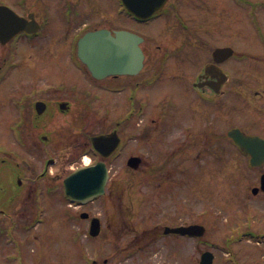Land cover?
Returning a JSON list of instances; mask_svg holds the SVG:
<instances>
[{
	"label": "rangeland",
	"instance_id": "374dc122",
	"mask_svg": "<svg viewBox=\"0 0 264 264\" xmlns=\"http://www.w3.org/2000/svg\"><path fill=\"white\" fill-rule=\"evenodd\" d=\"M41 1L50 4L58 12L54 10L46 12V15L50 16L49 25L46 27L49 37L38 49H34V59L25 61L22 54L16 55L23 66L12 71L17 73V79L13 78L14 85H10L9 90L14 87L19 91L30 92L32 84L40 82L42 77L45 80H41V85L50 84L54 90L46 92L44 96L41 95V98L48 99L50 93H55L54 98L68 102L70 108L68 112H59L58 107H55V118L49 132L53 142L44 144L40 140L36 141V145L43 150L42 155H44L39 159L38 168H40L37 175L43 171L45 165L47 153H44V148L52 152L56 161L50 169L48 178L41 181L44 189L40 193L42 211H39V214L41 213V217L44 218L43 222L35 223L31 233L25 230L27 224L34 222L38 215L30 204L26 207L27 218L22 223L8 225L9 220L0 217L1 232L3 227L16 233L21 231V238L28 244L29 239L33 240V235L50 233L48 238L43 237L22 249L20 254H23V264H55L66 259L67 264H91V262H82L86 253L85 248L88 253L86 255H90L88 257L91 260L98 259L99 256L100 263L108 259L110 264H117L119 258L114 256L115 251L129 247L133 243V236L123 239L106 237L103 240V247H99L95 241L81 242L75 231L80 226H85L86 222L79 220L78 208L71 207L72 217L77 216L78 222L73 219L70 225L66 217L65 198L61 196L60 190L53 187L61 183L67 174L84 165L85 161L79 158L80 154L85 156L82 151L87 147V142L83 143V141H90L92 136L99 133L113 132L119 122L121 133L128 137L121 154L107 160L111 179L116 180V183L124 182L122 189L127 202L126 209L131 207L134 210L133 213L125 214V220L138 231L149 227L148 234L153 231L150 237L148 235V239L152 242L146 251L136 254L130 260L125 256L119 264H199L201 255L207 250L214 252L216 256L214 264H229L225 260L230 255L229 248L234 250L238 264H264V197L259 196L257 200L249 192L251 187L259 182L258 172L247 166L244 157L230 142L226 153L220 151L219 135H222L220 133L222 125L219 122L220 119L227 120L226 113L221 112L220 107L216 109L217 127L213 134L208 132L209 124H205L200 130L198 135L202 138L201 150L209 154L195 155L197 163L189 162L191 157H187L188 166L181 164L182 158L172 155L185 146L179 138L181 130L166 128L163 122L160 123L159 117L162 99L171 97L177 114L191 119V113L182 111V108L188 109L192 105L191 96L184 88L187 81H180L175 77V73L190 71L184 74V78L188 76L186 79L192 80L194 70L197 66L201 69L203 63L209 60L210 50L213 47L232 44L237 50L249 52V58H245L243 63L238 66L231 64V72L235 76L245 73L246 82L242 87H246L250 101L256 107L253 110L249 109L240 97L230 96L228 100L231 101L233 98V103L236 105L232 109V123L252 125L255 130L262 129L264 119L262 120L258 113H264V79L262 78L264 77V42L259 41L254 24L262 25L264 32V0H171L166 16L155 17L147 23L128 17L123 13L122 7L119 11L118 0H84L76 5L84 15L77 17L70 26H67L61 17V11L66 8L65 0ZM0 2L20 12L23 8L31 11L39 9L35 0H29L24 6L20 3L21 0H0ZM91 4L95 7L87 8ZM184 25L188 26L189 30ZM96 27L110 29L125 27L147 37L146 71L135 79L126 81L107 79L96 83L94 87L95 82L89 74L76 70L70 63V55L72 57L74 54V40L85 31ZM185 29L188 30L187 38H185ZM209 30L213 33L210 34L211 38L206 34ZM205 35L207 38L204 37ZM186 39L189 41V46L185 49L179 48ZM21 50L23 51V47ZM31 51L30 45L25 44V56ZM165 54L166 57H170L167 67L163 64ZM162 64L165 70L160 68ZM251 73L254 74L248 78ZM155 74L160 80L155 86L147 87L145 79ZM135 82H143L146 85L138 96L147 102L148 115L127 121L125 115L129 110L130 96L128 87ZM119 86L125 87L119 95L108 91L109 89L117 91L114 87ZM13 118L14 114L12 116L10 111H7L1 122L8 123ZM227 122L228 126L224 125V129L231 126L230 121ZM203 123V119L200 118L198 126L201 127ZM146 126L155 131L153 135L150 133V140L147 139L149 132H146ZM3 132L6 141H3L2 145L7 146L9 151H17L19 147L17 148L16 138L12 142V135L6 126L3 127ZM1 139L4 138L0 135ZM131 156H139L144 160L137 171L127 166ZM150 165L152 168H162L166 174L150 175L148 171ZM31 167L36 170L34 165ZM180 168L183 169L182 173ZM131 175L133 180L130 182ZM46 186L52 187L51 191L55 192L53 196L49 194ZM103 200L102 198L94 203L89 211L93 216L101 217L106 221ZM130 201H135V205L129 207ZM147 205H152L148 212H146ZM176 223L202 224L207 227V233L202 238L170 236L166 239H155V231H163V226ZM234 226L235 228L230 232V228ZM240 231L241 234L238 233ZM245 231H254L255 236L262 237L260 240L263 244L258 245L251 239L240 242L238 236ZM144 245L145 241L140 238L135 247ZM225 245L227 248L230 246L228 251L225 250ZM97 247L98 255L91 250ZM6 248L0 241V264H10L5 258L7 254L5 251L12 253L15 246L10 245ZM142 254L147 258L146 261L145 259L139 261ZM10 256L12 255H8ZM125 259L128 260L124 262Z\"/></svg>",
	"mask_w": 264,
	"mask_h": 264
},
{
	"label": "flooded vegetation",
	"instance_id": "af4514ba",
	"mask_svg": "<svg viewBox=\"0 0 264 264\" xmlns=\"http://www.w3.org/2000/svg\"><path fill=\"white\" fill-rule=\"evenodd\" d=\"M82 1L84 0H68V8H65L63 10H68V14L71 15L80 14L81 11L76 8V5H79ZM47 10L50 11L51 9ZM26 15H29L28 10L26 12ZM46 41V39L34 40L30 44L32 51L27 56H25L24 54V45L26 44L24 41H13L11 42V44H3L0 42V129H3L4 126L13 129L20 128L16 138L17 148L19 147L18 150L9 151L7 148L0 149V207L7 208V210H3L4 212L0 214L2 217H5L7 220H9L8 223H22L26 220L27 217L25 215V212L28 209L26 208L25 203L30 201V197L33 195V193H36L40 190L39 180L41 177L46 178L47 175L46 173H42L41 175L39 174L35 177L38 169L40 168H38L39 159L44 156L42 155L43 153L40 151V148L36 145V141H49L50 137L49 135H47V133L50 132V125L54 122V113H56L55 107H58L59 112L62 104H64V106L65 104H67L66 107L68 108V102H64L63 99L54 98L55 93H50L49 95L51 96L48 99L41 98V95L44 96L46 92L54 90L51 85H41V80L43 79L42 77L40 78V82L32 84L30 92L19 91L14 87L9 90V86L14 85L13 78L15 77L17 79V73L12 71L18 70L23 66L20 60L16 58V55L22 54L25 61H31L34 59V49H38V47ZM22 47L23 51L21 50ZM143 50L146 55V62L148 53L144 46ZM235 57L237 59L239 58V56L234 55L230 59L221 63H215L214 60L210 61L209 66H215L212 67V72L210 74H206L205 71L207 64L204 65L202 70H200V68H197L195 71H198V73L196 76L193 75V77L195 78V80L193 81L183 78V82L187 81V84L185 83L186 86L184 88L187 89L189 95L191 96L192 105L188 109L182 108V111L184 113H191V119L177 114L174 106L172 105L174 101L171 97L162 99L161 114H159L160 123L163 122L166 128L171 127L174 130H181V133H179V138L182 140V142L185 143V146H183L182 150L181 147L179 151L173 152L172 155H183L182 160H184V155L209 154L207 153V151L201 150L200 141L202 140V138L201 136L199 137L198 133L201 132L200 130L203 129L205 124L210 125L208 126V132H211L212 134L214 133L215 127H217L215 118L216 109L218 107H220L221 112L224 111L226 113L227 120L232 122V108L234 103L233 98L231 99V101L228 100L230 96L234 95L240 97L243 101V104L246 103L254 107V105L250 101L246 87L240 86L244 83L243 79L236 77L234 81L233 74L231 72V64L234 63L233 60ZM74 66L76 70L82 71L81 69L83 67L79 64H75ZM216 66L227 74L228 78H226L224 82L222 76H219L220 73L216 69ZM32 69H34V66H32ZM144 71H146L145 68L138 76L135 77L113 76L111 77V79H114L116 81L122 79H125V81L128 79H135L137 77H140L144 73ZM182 75L184 76V73ZM262 78L264 79V77ZM145 83L147 85V81H145ZM146 85L143 82H135L134 85H130L128 87V90L130 92L129 111L134 112L133 118H136L137 109L144 110V115H148L147 102L139 98L138 96L140 91ZM140 86L141 88H139ZM114 89L117 91H114L113 93L119 95L120 93H122L125 87L119 86L114 87ZM7 111H10L12 116L14 114V118L11 120V122L7 123V121H5L4 123H2L1 119L4 117V113ZM150 114L152 115L151 112ZM200 118H202L204 121L201 127L198 126V120ZM227 120L220 119V123L222 125V128H220V133L222 135H219V149L222 153L227 152L226 143L228 141V131L223 128L224 125H228ZM249 128L250 127H247L244 130L249 133L260 135L264 138V131H262L264 130V126L261 130H257L255 132L254 130H251ZM153 131V128H146V132H149L147 138L148 140H150L151 134L153 135ZM22 140L27 144L26 148L22 147ZM204 141L209 142L208 140ZM84 142H87L86 144L88 147L89 141H83V143ZM45 157H47V155H45ZM37 159L38 161H36ZM33 165L36 167L35 171L31 167ZM149 168L150 169L148 171L152 173V166L150 165ZM46 170L47 168L45 167L44 171ZM151 173L149 174L153 175ZM157 173L165 175L163 173V170H160ZM132 180L133 175H131L130 182ZM124 195L125 194H123V189L119 187V181L118 183L113 184V186L111 184L108 186L106 199H104V216L106 217V223L104 222V231L101 234L102 236L98 238L97 242L98 245L103 247V240L106 239V237H112L111 239H123L127 236L129 238L133 236V243L129 247L117 249L115 251L114 256L119 258V263L125 256H128V259L130 260L136 254L146 251L152 242V240L148 239V235L150 237V234L153 232L151 230L148 234L150 228L143 231H138L136 227L131 226L130 222L125 220V214L130 212V210L126 209L127 207L125 206V204L127 202L124 199ZM260 195H264V193ZM130 202L131 203L129 207L131 205L134 206L136 203L135 201ZM146 208L151 209L152 205H147ZM133 212L134 211H132V213ZM154 234L156 240L163 239L162 235L159 232L155 231ZM13 235L20 236L22 235V233H14ZM34 236L36 240L40 239L37 235ZM138 236H140L141 240L145 241V245L143 247H135L136 242L140 240ZM66 237L68 239V234L66 235ZM18 244H22L23 246L24 241H21V243ZM128 259H125L124 262H126ZM143 259H145V261L147 260L145 255L142 254L139 258V261H142ZM109 262L110 260L105 259L103 264H109ZM67 263L68 262H66L65 264Z\"/></svg>",
	"mask_w": 264,
	"mask_h": 264
},
{
	"label": "water",
	"instance_id": "95a60500",
	"mask_svg": "<svg viewBox=\"0 0 264 264\" xmlns=\"http://www.w3.org/2000/svg\"><path fill=\"white\" fill-rule=\"evenodd\" d=\"M125 7L136 17L145 20L158 13L168 0H122ZM31 31L24 25V19L5 6H0V39L8 40L22 30ZM143 38L126 31L113 35L108 30H99L86 34L79 42V57L88 66L94 77L103 79L112 75L137 74L143 67L144 55L140 49ZM235 143L252 156L253 165L264 164V140L246 136L239 129L230 132ZM94 146L103 156L108 157L111 150L119 144L116 133L108 136H97L92 139ZM140 158H132L129 165L138 168ZM109 174L107 166L100 161L94 165L83 167L65 179L66 194L73 200L86 203L105 193ZM96 221V222H95ZM98 220H94L92 234L97 235ZM167 233L202 236V226L168 228ZM214 255L206 253L201 264H213Z\"/></svg>",
	"mask_w": 264,
	"mask_h": 264
},
{
	"label": "trees",
	"instance_id": "16d2710c",
	"mask_svg": "<svg viewBox=\"0 0 264 264\" xmlns=\"http://www.w3.org/2000/svg\"><path fill=\"white\" fill-rule=\"evenodd\" d=\"M233 228H235V226Z\"/></svg>",
	"mask_w": 264,
	"mask_h": 264
}]
</instances>
